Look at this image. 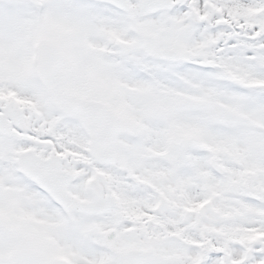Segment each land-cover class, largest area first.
Wrapping results in <instances>:
<instances>
[{"label":"snow or ice","instance_id":"obj_1","mask_svg":"<svg viewBox=\"0 0 264 264\" xmlns=\"http://www.w3.org/2000/svg\"><path fill=\"white\" fill-rule=\"evenodd\" d=\"M0 264H264V0H0Z\"/></svg>","mask_w":264,"mask_h":264}]
</instances>
